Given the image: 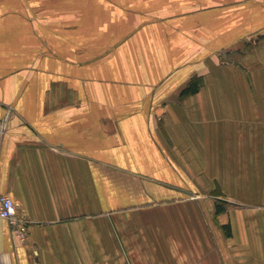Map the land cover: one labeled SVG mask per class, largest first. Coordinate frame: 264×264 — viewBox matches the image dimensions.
Wrapping results in <instances>:
<instances>
[{
	"label": "crops",
	"instance_id": "1",
	"mask_svg": "<svg viewBox=\"0 0 264 264\" xmlns=\"http://www.w3.org/2000/svg\"><path fill=\"white\" fill-rule=\"evenodd\" d=\"M0 122V264H264V0H0Z\"/></svg>",
	"mask_w": 264,
	"mask_h": 264
},
{
	"label": "rangeland",
	"instance_id": "2",
	"mask_svg": "<svg viewBox=\"0 0 264 264\" xmlns=\"http://www.w3.org/2000/svg\"><path fill=\"white\" fill-rule=\"evenodd\" d=\"M246 46V45H245ZM247 47V46H246ZM221 52H219V51H216V52H214L213 53V60H214V58H215V60H214V62L212 63V65H210L211 66V70H209V67L210 66H206L207 67V69H208V71H210V74H212V75H214V74H217L218 72H219V67H220V63L221 62H223V63H225V62H230L231 61V59L229 58V56L228 57H224L223 55H225V53H222V56H221V54H220ZM200 69V66L199 67H197V71ZM201 69H202V67H201ZM200 69V70H201ZM207 71V70H206ZM209 74V73H208ZM207 74V75H208ZM192 78H198V79H200V81H201V86H200V88L204 85V76H203V71H201V72H197V74H195V75H193L191 78H190V80L192 79ZM199 88V89H200ZM181 99H183V98H181ZM218 178V177H217ZM197 179H200V181L203 179V177H197ZM202 182V181H201ZM201 188H202V186H201ZM196 195H199L200 196V198H201V200H205L208 204H211V203H213L214 204V208L212 207V217H213V219L218 223L219 222V215H216L215 214V203L216 202H218L219 204H223L224 206H225V208H226V212L229 214L230 213V211H232V210H235V207H237L236 205H235V200H234V195L233 194H231V195H233V197L231 196V195H223V196H220L219 194H217V195H214V193L213 194H211V193H208V192H200V193H196ZM185 198L182 196V195H179V194H171V195H167V194H165V198H164V200H162V202H160V203H169V202H181V201H183ZM121 250L122 249H124L123 248V244H121L120 245V247H119Z\"/></svg>",
	"mask_w": 264,
	"mask_h": 264
},
{
	"label": "built area",
	"instance_id": "3",
	"mask_svg": "<svg viewBox=\"0 0 264 264\" xmlns=\"http://www.w3.org/2000/svg\"><path fill=\"white\" fill-rule=\"evenodd\" d=\"M4 130V125L0 122V135L3 134ZM0 219L8 223L11 235L16 241L20 244L27 241L28 221L17 214L15 203L6 195H0Z\"/></svg>",
	"mask_w": 264,
	"mask_h": 264
},
{
	"label": "trees",
	"instance_id": "4",
	"mask_svg": "<svg viewBox=\"0 0 264 264\" xmlns=\"http://www.w3.org/2000/svg\"><path fill=\"white\" fill-rule=\"evenodd\" d=\"M201 86V81L198 78H192L186 86L180 92V98H185L187 96L193 95L198 92ZM226 211L225 206L218 202L215 203V214L220 215ZM228 234V233H227Z\"/></svg>",
	"mask_w": 264,
	"mask_h": 264
}]
</instances>
